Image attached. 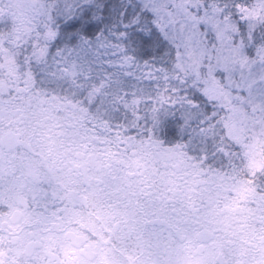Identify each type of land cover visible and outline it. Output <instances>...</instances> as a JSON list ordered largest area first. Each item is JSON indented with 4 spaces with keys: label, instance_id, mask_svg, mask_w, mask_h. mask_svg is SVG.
I'll use <instances>...</instances> for the list:
<instances>
[{
    "label": "snow or ice",
    "instance_id": "1",
    "mask_svg": "<svg viewBox=\"0 0 264 264\" xmlns=\"http://www.w3.org/2000/svg\"><path fill=\"white\" fill-rule=\"evenodd\" d=\"M0 264H264V0H0Z\"/></svg>",
    "mask_w": 264,
    "mask_h": 264
}]
</instances>
